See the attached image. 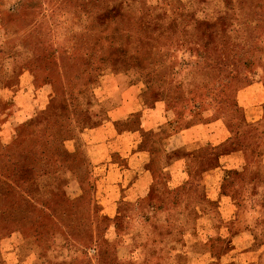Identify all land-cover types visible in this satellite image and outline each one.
<instances>
[{
	"label": "rangeland",
	"instance_id": "obj_1",
	"mask_svg": "<svg viewBox=\"0 0 264 264\" xmlns=\"http://www.w3.org/2000/svg\"><path fill=\"white\" fill-rule=\"evenodd\" d=\"M140 1L219 19L121 50L102 0H0V264H264V0Z\"/></svg>",
	"mask_w": 264,
	"mask_h": 264
},
{
	"label": "trees",
	"instance_id": "obj_2",
	"mask_svg": "<svg viewBox=\"0 0 264 264\" xmlns=\"http://www.w3.org/2000/svg\"><path fill=\"white\" fill-rule=\"evenodd\" d=\"M98 2V0H96ZM101 1V0H99ZM103 2H105V4H107L105 7H101V8H97V10H87L84 9V15H92V14H98V19L101 18H106L108 17L110 20V23L114 26L113 31H109L105 35V37L107 38L109 45L111 46H119L121 48V50L124 48V45L127 43V40H129L132 36L131 33L132 32H136V30H138L140 32H143L145 28H151L154 30L157 29H170V26L172 25H177V26H181L184 28H188L191 25V21L195 22L194 28H196V26H201L202 24H204L203 26L205 27H216L217 26V22L219 17L216 20H213L211 22H196L198 20H196L195 18L192 17L191 11L188 9V7H185L183 5H180V7H177L178 10L175 9V11H173V13L170 15L165 14V16H163V14L161 12H159L158 10L161 9L163 10L164 8L162 7H157L156 9H144L143 6H140L139 9H137L136 12H134V2H141L140 0H130L131 4H127L126 2H128L129 0H125V1H121V0H102ZM107 1V3H106ZM195 2H199L202 0H193ZM236 1V0H235ZM238 1V0H237ZM98 5V4H97ZM253 9L255 8V6H252ZM146 10V11H145ZM148 12V13H146ZM92 13V14H91ZM252 13V11H251ZM258 12H256L257 14ZM259 14V13H258ZM93 15V17H94ZM189 16V20L184 21L185 17ZM145 17H147V19L145 20ZM166 17V19H165ZM91 22V20H90ZM184 22V23H183ZM168 25L169 28H168ZM97 27V26H96ZM98 30V27L96 28ZM105 29V27L102 29V31ZM95 30V26L92 27H88V29L85 31L87 39H89V31ZM101 32V31H100ZM139 32V33H140ZM96 34V33H95ZM92 45H96V42L94 40V42L91 43ZM154 71V69L151 70L150 74H152ZM233 75V73H231ZM148 75V74H147ZM151 76V75H150ZM150 79L152 80V76L150 77ZM207 144V143H205ZM242 154V153H241ZM243 156V154H242ZM220 167V162L219 159H217V164L215 165V167H213L211 170L205 171V173H220L221 174L225 171L224 169L219 170L218 168ZM222 177V176H221ZM220 177V181L222 180ZM49 218V222L50 218L53 217V215H47ZM50 216V217H49ZM52 224V223H51Z\"/></svg>",
	"mask_w": 264,
	"mask_h": 264
},
{
	"label": "crops",
	"instance_id": "obj_3",
	"mask_svg": "<svg viewBox=\"0 0 264 264\" xmlns=\"http://www.w3.org/2000/svg\"><path fill=\"white\" fill-rule=\"evenodd\" d=\"M258 87V86H257ZM253 89V87L251 88V90ZM257 89H259V88H257ZM250 90V91H251ZM250 91H248V93L250 92ZM239 93H241V95H246L247 93H244V92H242V90L241 91H239ZM256 95L255 94H251L250 95V101H251V103H253V105H255V104H259V103H257L256 101H254V97H255ZM256 98V97H255ZM255 118V117H254ZM205 125H195V126H192V127H189V128H187V129H185V130H183L182 132H180V133H187V132H189V138H188V140L187 141H192V139L194 140V139H196V134H198V133H200V132H203L204 130H205ZM180 133H172V134H170V135H168L167 137H166V140H168V141H173L174 139H176V136H179V134ZM187 137V136H186ZM191 137V138H190ZM203 137V136H202ZM181 138L183 139V135L181 134ZM204 141V142H203ZM202 142L205 144V143H207L208 142V140L206 139V136L204 137V140H202ZM144 149H142V151H143ZM148 155H149V157L151 158V153H150V151H148V150H144ZM238 156L241 158V159H243V156H242V154H238ZM227 158H229V157H227ZM222 159H225V158H219V162H220V167L218 168L219 170H222V169H224L225 170V168H224V165L222 164ZM115 174L113 173V172H111V174L109 173L107 176H108V180H110V182L111 183H109V185H108V189H107V191H109L110 190V193H114V190L115 189H117V184H118V182L117 181H119V180H121V177H122V172H121V174H119V180H118V178H116V175H115V179H114V176ZM109 177H111V178H109ZM117 177H118V175H117ZM141 183L144 185L145 183H146V181H141ZM146 185V184H145ZM136 189V188H135ZM137 190V189H136ZM148 190V189H147ZM106 191V190H105ZM139 190H137V192H138ZM146 192H143V193H141V194H145ZM108 195H110L109 193L107 194H105V196L107 197Z\"/></svg>",
	"mask_w": 264,
	"mask_h": 264
}]
</instances>
